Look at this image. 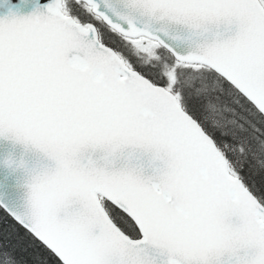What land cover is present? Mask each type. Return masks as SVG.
I'll list each match as a JSON object with an SVG mask.
<instances>
[{
  "label": "snow or ice",
  "instance_id": "snow-or-ice-1",
  "mask_svg": "<svg viewBox=\"0 0 264 264\" xmlns=\"http://www.w3.org/2000/svg\"><path fill=\"white\" fill-rule=\"evenodd\" d=\"M8 135L0 264H264V0H0Z\"/></svg>",
  "mask_w": 264,
  "mask_h": 264
},
{
  "label": "water",
  "instance_id": "water-1",
  "mask_svg": "<svg viewBox=\"0 0 264 264\" xmlns=\"http://www.w3.org/2000/svg\"><path fill=\"white\" fill-rule=\"evenodd\" d=\"M37 154L30 145L17 142L10 135L0 136V201L23 211L27 199L29 172L37 163ZM149 255L160 260L149 248Z\"/></svg>",
  "mask_w": 264,
  "mask_h": 264
},
{
  "label": "trees",
  "instance_id": "trees-1",
  "mask_svg": "<svg viewBox=\"0 0 264 264\" xmlns=\"http://www.w3.org/2000/svg\"><path fill=\"white\" fill-rule=\"evenodd\" d=\"M228 111H231V109H229L227 106H216L214 108V112L216 113L217 116H222L225 112H228ZM256 150L262 157V159L257 161V164L260 167H264V141H261L257 145ZM12 223H14V222H12Z\"/></svg>",
  "mask_w": 264,
  "mask_h": 264
}]
</instances>
